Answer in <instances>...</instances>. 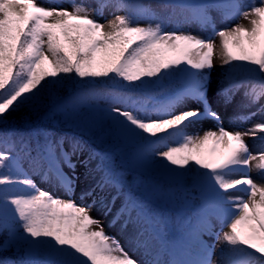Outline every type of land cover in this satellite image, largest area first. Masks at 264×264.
Wrapping results in <instances>:
<instances>
[{"label":"snow or ice","instance_id":"6c2138e0","mask_svg":"<svg viewBox=\"0 0 264 264\" xmlns=\"http://www.w3.org/2000/svg\"><path fill=\"white\" fill-rule=\"evenodd\" d=\"M106 6L101 0L99 8ZM111 6L125 14L100 22L78 0L68 7L0 0V123L25 107L38 114L50 87L73 84L88 89L83 97L110 98L100 120L131 149L129 157L177 184L190 178L201 190L194 250L165 238L160 213L125 192L124 172L110 154L78 141L66 146L40 127L0 129V230L8 233L0 250L21 255L12 264H141L106 230L107 222L125 232L133 226L128 243L147 258L144 264H213V246L202 234L224 245L226 264H264V184L248 174L250 166L264 174V0H168L167 17L148 3ZM176 9L180 22L209 34L167 30L164 20ZM211 9L220 12L223 27H216ZM214 61L224 70L218 90L210 86ZM108 82L111 91L102 86ZM241 88L244 99L231 116L250 125L226 127L214 105H232ZM130 94L162 102L149 109L129 103ZM205 120L212 127L196 129ZM246 138L258 139L261 149L254 153ZM21 155L49 188L21 169ZM38 251L45 261L33 258Z\"/></svg>","mask_w":264,"mask_h":264},{"label":"trees","instance_id":"16d2710c","mask_svg":"<svg viewBox=\"0 0 264 264\" xmlns=\"http://www.w3.org/2000/svg\"><path fill=\"white\" fill-rule=\"evenodd\" d=\"M123 2L129 4L148 3L133 0H123ZM150 6L151 8H154L151 4ZM155 7L164 9L161 4H158ZM124 14L125 12L123 11V15ZM239 78H241V76L237 77V79ZM102 86L106 87L109 91L113 90L115 87L112 86L110 82L107 84H102ZM87 91V88L77 87L73 84L63 87H50L44 89L42 91V95L44 97V107L38 114L33 113L28 107L18 109L11 115L7 116L6 119L0 123V129H18L25 132L31 131L36 127L46 129L49 132L54 133L56 137L64 138L65 141L68 140L70 143L73 141H78L82 145H89L101 151L102 153L110 154L114 162L121 166L124 173H130L132 177L133 175L136 176L135 163L132 162L131 158L129 157V152L131 149L122 142L117 141L110 133L108 126H103L99 123L98 118L95 116L90 104L92 100L96 99L82 96V94ZM130 95L131 100L129 101L136 102L142 100L141 95L150 94ZM18 163L21 169L28 174L31 171H35L34 169L37 167L34 162L29 161L22 155L19 157ZM33 165H35V167H33ZM152 175L156 177H162V175L157 170H154ZM147 202L155 207L160 213L162 227L166 233L165 238L169 240V224H165L164 221H167V219H169L168 217L173 216L172 214L174 213L176 206H167L163 204L161 200L153 198ZM188 222L193 224L192 217L189 216ZM172 228L174 229L175 225H173ZM182 229V237L188 241H192L191 237H194L196 232H189L187 226H185V223ZM7 235L8 233L6 230H0V241H3ZM20 259L21 255L17 254L15 249H9L7 251L0 250V260H6L7 264H12V261L18 262Z\"/></svg>","mask_w":264,"mask_h":264},{"label":"rangeland","instance_id":"374dc122","mask_svg":"<svg viewBox=\"0 0 264 264\" xmlns=\"http://www.w3.org/2000/svg\"><path fill=\"white\" fill-rule=\"evenodd\" d=\"M159 1V0H158ZM163 2H168V0H161ZM73 2V0H38V3L41 6H63V7H68L71 3ZM78 2H83L85 3L88 7H90L92 9V16L94 19H97L100 22H103L105 19H111L114 15L116 14H120L122 15V10L121 11H117V9H115L114 7H112L111 5L115 3V0H109V1H104V3H106L108 6L104 7L103 9L99 8V2L98 0H78ZM157 2V1H155ZM154 2V3H155ZM251 0H242V3L247 4L250 3ZM258 2V0H257ZM157 6V5H156ZM155 7V6H154ZM152 11L154 13H156L157 16L160 17H167L168 15L171 14L172 9H165L163 11H158L155 8H152ZM210 14L212 15L216 27L219 29L221 27H223V22H222V17L219 11H217L216 9H211L210 10ZM237 22H241V23H247V21H237ZM140 23H146V21L141 20ZM164 26L167 30H180V31H185V32H193L197 35H201V36H207L209 34L210 30H204L201 29L198 25L193 24V23H183L180 22V12L176 10V15L172 18V19H165L164 20ZM215 42L218 44L219 43V37L215 38ZM216 67H214L211 72H210V86L213 90H218L219 89V85L220 82L222 80V75H223V69H221L219 67V62H216ZM243 92H244V88H241L235 95L234 97V102L232 105L229 106H224L222 104H220L219 101H217V103L214 105V107H218L220 114L222 116V118L224 119V124L225 126H229L231 124L232 127H248L250 125V122L247 124H241L238 121H234L232 119L231 114L234 111L238 110V105L243 101L244 97H243ZM92 104H93V109L95 112V115L97 116V118L99 119V122L102 125H107L106 123H102L100 120V116L102 114V110L106 109L109 105V103L111 102L110 98H106V99H97L92 100ZM158 102H162L161 99L158 100H151L149 102H144V101H140L137 102V105H143L145 107H148L149 109L152 108L153 104L158 103ZM264 102V101H262ZM132 103V102H129ZM212 124L210 123L209 120H205L202 121L200 124L196 125V129H208L211 128ZM188 131L190 133L194 134V130L193 129H188ZM202 135V132L200 133ZM246 142L249 144L251 150L256 153L257 151H259L262 147L260 141L258 139H250V138H246ZM66 146L69 145V141H65ZM86 150H91V151H95L100 153L99 151H96L94 148L88 147L87 145H84ZM0 148H2V145H0ZM101 154V153H100ZM136 163V162H135ZM255 162H251V164H254ZM28 164V163H27ZM26 164V165H27ZM137 166V174L141 175V176H147L150 171L154 170V167H142L139 164L136 163ZM33 167H35V165H33ZM44 167H46V165H44ZM115 167L120 170V167L115 164ZM30 175H32V177L35 179L36 183L42 187V188H49L50 185L46 182H44V180L41 178V176L38 173L35 172H30ZM248 174L257 182V183H262L264 184V174H261L258 172V170L255 167L250 166L248 168ZM235 178H239V176L241 175L240 173L234 174ZM130 176L128 174L124 175V184H125V192L131 195V192L129 190V183H130ZM140 184L142 185V189L143 191H145L146 196L148 197H156L158 199L164 200V203H168L169 205H173L171 203H178L180 205V209L184 212L185 207L189 204V200L192 197V201L191 203H198L197 198L200 197L202 200V193L200 192L199 194L195 196V192L192 190V187L194 185V183L192 182V180L190 178L185 179V181L183 183L177 184L173 181H170L167 177H164L161 180H155V179H143L141 180ZM53 191H56L55 189H52ZM132 196V195H131ZM120 205V200H117V207ZM94 215H96V213H94ZM200 216L197 218V220L199 221ZM213 224H214V232H220L221 228L219 226V224L217 223V221L215 220V218L213 219ZM112 227H108L106 225V230L112 234V232L110 231ZM116 228H118L119 230H121L120 226L117 225ZM129 231H122L125 233V238L127 239L128 242V237L129 235L133 232V226L129 225L128 229ZM223 230H227L226 228H224ZM113 235V234H112ZM118 239L121 240L120 237H117ZM203 240L206 241L208 244L213 246V254L211 257V260L213 262V264H226V259L225 257L222 255V249L224 248V245L219 243L216 239L215 236H207L204 235L203 236ZM126 249H128L132 255H134L137 259H139L141 261V264H144V261L147 259L145 256L141 255L139 252H137L135 249L131 248V246L129 245V243L127 245H125L123 242H121ZM42 252V251H41ZM41 252H36L34 254V258H42L43 257V253ZM44 258V257H43ZM47 258V257H46ZM162 259L165 260H170L171 257L168 256L167 254L163 255L161 257Z\"/></svg>","mask_w":264,"mask_h":264},{"label":"bare ground","instance_id":"6f19581e","mask_svg":"<svg viewBox=\"0 0 264 264\" xmlns=\"http://www.w3.org/2000/svg\"><path fill=\"white\" fill-rule=\"evenodd\" d=\"M214 62L216 63L217 61H214ZM210 123L212 124L211 121H210ZM106 225H107V222H106ZM110 231L112 232L113 235H115L117 237H120L121 238V242H123L125 245L128 244L127 239L125 238V233H124L125 231L122 232V230H119L116 227H112ZM127 231H129V230H127Z\"/></svg>","mask_w":264,"mask_h":264}]
</instances>
